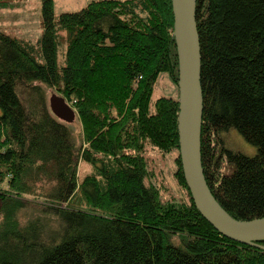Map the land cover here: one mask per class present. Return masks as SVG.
Segmentation results:
<instances>
[{"label": "trees", "instance_id": "16d2710c", "mask_svg": "<svg viewBox=\"0 0 264 264\" xmlns=\"http://www.w3.org/2000/svg\"><path fill=\"white\" fill-rule=\"evenodd\" d=\"M39 3L35 44L0 31V264H264L263 248L198 213L178 155L186 201H160L149 178L146 149L178 150L177 99L150 103L159 74L177 80L170 0H90L56 17L53 0ZM195 22L205 182L230 217H263L264 0H195ZM42 86L71 102L80 146ZM230 130L253 155L224 143ZM78 160L91 168L79 182ZM24 194L45 206L21 223Z\"/></svg>", "mask_w": 264, "mask_h": 264}, {"label": "water", "instance_id": "95a60500", "mask_svg": "<svg viewBox=\"0 0 264 264\" xmlns=\"http://www.w3.org/2000/svg\"><path fill=\"white\" fill-rule=\"evenodd\" d=\"M172 36L177 74V155L189 196L198 211L218 233L241 244L263 248L264 216L249 220L230 217L212 196L203 176L200 160L202 96L200 50L195 22V0H170ZM48 109L58 120L70 123L74 111L62 96L51 94Z\"/></svg>", "mask_w": 264, "mask_h": 264}, {"label": "rangeland", "instance_id": "374dc122", "mask_svg": "<svg viewBox=\"0 0 264 264\" xmlns=\"http://www.w3.org/2000/svg\"><path fill=\"white\" fill-rule=\"evenodd\" d=\"M90 0H53V14L56 17L61 12L76 11L83 7ZM8 6L0 8V31L15 37L19 40L35 44L41 32L40 25V3L39 0H9ZM62 36L63 32L59 31ZM64 42L57 50V65L62 64ZM44 98L48 107V98L53 93L62 96L53 88L42 86ZM158 96H166L177 99V80L176 82L165 74H159L153 85L150 95V103ZM73 109L75 115L72 122L68 124L74 144L78 147L82 143L81 126L77 120L76 111L71 102L65 100ZM232 131V130H230ZM222 134V139L228 147L237 149L245 155H253L255 149L249 145L234 131ZM144 156L147 162L149 178L157 189L160 201H186L185 190L178 185L175 180L174 172L176 169V151H171L161 155L155 150L146 149ZM90 167L80 160L77 161L76 176L77 182L81 177L90 172ZM227 171L226 166H222L221 172ZM5 185H1L4 189ZM17 198L23 203V208L18 212V220L22 223L26 219L33 217L45 206V201L36 194L19 195ZM259 245V244H258ZM261 246V245H260Z\"/></svg>", "mask_w": 264, "mask_h": 264}]
</instances>
